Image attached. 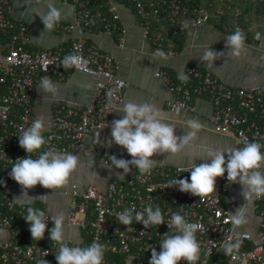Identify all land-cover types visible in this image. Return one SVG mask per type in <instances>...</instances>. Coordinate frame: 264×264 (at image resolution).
I'll list each match as a JSON object with an SVG mask.
<instances>
[{
	"label": "built area",
	"instance_id": "obj_1",
	"mask_svg": "<svg viewBox=\"0 0 264 264\" xmlns=\"http://www.w3.org/2000/svg\"><path fill=\"white\" fill-rule=\"evenodd\" d=\"M63 1L77 7L75 19L69 23L60 21L54 26L55 31L71 37L74 29L89 31L99 29L97 27L101 25V29L112 33L121 27V0H109V11L95 9L98 0ZM132 1L147 37L151 34L152 18L160 19L155 6L162 8L163 12H169L171 6V22L179 24L184 31L209 24V12L203 7H192L186 0H161L157 4L154 0ZM12 11V0H0V228L10 233L8 239H0V264H38L45 259L49 264H57L55 254L59 244L51 241L50 231L45 232L43 239L33 240L30 225L23 218L29 206L17 204L5 194L11 178L12 161L28 156L19 146L18 136L21 128L27 129L37 119L33 102L38 80L43 75H54L62 80L73 71L95 78L90 102L86 106L63 104L51 117L47 133L43 134L47 141L43 150L67 153L84 151L86 139L94 127L105 123L122 101L128 82L118 75L114 54L102 50L95 43L88 44L84 37H72L68 43L54 48L30 50L27 47L29 25L22 19H15ZM190 11L192 14L188 20L177 16L178 13L186 16ZM227 28L242 30L238 25ZM165 42L164 37L152 41L156 45V53L159 56L175 55L174 42ZM120 46H123L122 40ZM69 54H77L87 63L79 69L75 66L65 68L62 62ZM155 75L170 86L172 98L168 106L171 110L188 109L196 95H205L215 109L216 132L234 136L242 147L245 141L264 145V86L233 87L221 81L211 70L201 67H189V80L178 83L166 71L156 70ZM117 87L119 91L110 102L108 93ZM93 153L102 164L110 165L111 155L132 159L103 148H96ZM190 168L157 163L150 173L143 175L135 167L127 174L114 168L124 178L119 175L110 179L106 188L90 185L82 190L74 183L66 193L70 202L64 225L78 227L84 236L80 241H66L70 246L84 247L93 241L105 245L103 264H149L150 249L155 247L160 252L159 239L172 230L167 222L172 214L178 213L186 221L201 225V230L196 233L200 245V259L196 264H264V198H253L254 209L261 219L257 233L234 232L229 212L222 202L232 183L227 180V173L217 178L216 191L200 201L199 197L181 192L171 183L185 178L191 182ZM149 204L153 208L157 205L161 208L166 223L145 228L133 220L130 227L135 231H127L128 226L118 222L117 213L132 207L143 212ZM44 211L50 230L54 215ZM229 236L232 243L240 242V248L227 256L224 244ZM247 243L252 247H245ZM116 256H121V259ZM181 264L187 262L181 261Z\"/></svg>",
	"mask_w": 264,
	"mask_h": 264
},
{
	"label": "crops",
	"instance_id": "obj_2",
	"mask_svg": "<svg viewBox=\"0 0 264 264\" xmlns=\"http://www.w3.org/2000/svg\"><path fill=\"white\" fill-rule=\"evenodd\" d=\"M51 2L54 7L61 11V22L69 23L75 19L77 7L73 4L65 3L63 0H12V15L15 19H22L29 25V43L27 47L32 51L44 48H54L60 44L68 43L72 37H84L88 44L95 43L102 50L114 54L118 64V75L128 82L122 101L118 108L123 107V103L133 102L136 104L151 103L162 113L164 122L173 125L175 135L182 137L185 135L186 122L188 119H197L202 127L198 137L194 141L192 148H186L176 156L168 154L155 155L152 159L157 163L170 167H187L194 162L196 165L211 163L208 159L210 151L229 148H242V144L232 135L221 134L214 129V106L205 95H196L190 108L171 110L168 102L172 98L170 86L155 75L156 70L166 71L173 78L174 82L189 80L188 68L201 67L214 72L218 78L226 84L249 88L253 86H264V34L259 35L257 31L250 35V40L245 38L244 51L239 58H232L226 47V37L233 34L227 30V26L217 28L209 23L196 30H190L181 50L175 55L159 56L156 53V45L152 43L158 37L167 39L166 33L169 29L166 22H161L154 17L150 27L151 34L147 37L141 18L135 10L129 7H122L120 29L121 32L115 37V33L106 29L99 30H78L74 29L72 36L55 31H47L39 14L48 11L47 4ZM121 34V36H120ZM123 46H120V42ZM210 48L214 52H222L214 61L212 67L207 68V62L201 59L203 52ZM48 77L52 84V89L45 92L40 83L42 78ZM186 78V79H185ZM95 78L81 72H70L65 79H58L54 75H43L39 78L36 89V98L33 102L34 113L37 118H43L47 133L49 123L53 114L60 109L63 104L72 106H86L92 97ZM124 113L114 110L110 118L103 124L94 127L85 142L84 151L70 152L78 155L81 167L72 175L69 182L60 189H45L41 185L28 191V195L34 198L31 201L27 196H23L21 186L12 178L7 185L5 194L12 198L17 204L44 209L56 216L64 214V221L68 216L70 196L66 195L72 185L77 183L80 189H86L90 185H95L100 189L106 188L110 179L119 177L121 172L103 166L93 151L96 148H103L115 153L130 156L127 150L112 142L111 126L114 120L121 119ZM100 133L99 135L96 133ZM100 139V142H99ZM203 157L204 159H200ZM206 159V160H205ZM223 205L229 213H234L239 207L246 209V217L249 221L241 226L237 232L247 235H255L259 229L260 217L254 209L253 198L246 201L242 195V185L231 183L225 197L222 199ZM64 235L66 240L80 241L83 238L81 229L65 224ZM168 235L178 233L173 230L166 232ZM164 233L159 243L163 239ZM10 233L6 229L0 228V239H8ZM160 244V251H161Z\"/></svg>",
	"mask_w": 264,
	"mask_h": 264
},
{
	"label": "clouds",
	"instance_id": "obj_3",
	"mask_svg": "<svg viewBox=\"0 0 264 264\" xmlns=\"http://www.w3.org/2000/svg\"><path fill=\"white\" fill-rule=\"evenodd\" d=\"M47 8L48 11L39 16L46 30L49 31L61 21V11L51 2L47 4ZM231 30L235 32L226 37L227 54L232 58H239L244 51L245 36L239 28ZM221 54L224 53L214 52L208 48L203 52L201 59L207 62V68H209L214 65V61ZM86 63L87 61L82 60L81 56L69 54L64 58L62 65L65 68L75 66L79 69L82 64ZM40 87L48 92L53 86L50 79L44 77ZM118 91V87L109 91L110 102ZM117 106L116 111L124 115L112 123L109 146L114 142L123 147L132 159L125 160L111 155L109 156L110 165L104 164L103 166L110 169H122L124 174L129 173L132 167L138 169L141 175L150 173L157 162L152 159L153 156L163 154L176 156L186 148H192L202 127L197 119H188L184 129L186 134L178 137L175 135L176 128L164 122L162 113L153 104L127 102L123 103L121 108ZM45 130V122L40 117L35 119L27 129H20L19 146L28 153V156L12 161L13 166L9 174L21 186L22 197L27 196L31 201L28 204L34 201V198L28 195L30 189L37 185L51 190L63 188L81 167L78 155L52 149L43 150L47 143L43 135ZM96 133L100 137V133ZM262 148L264 145L259 142L245 141L242 148L210 151L208 159H211V163L196 165L194 162L191 165L189 171L191 182L185 178L174 180L171 183L178 186L181 192L190 193L203 201L208 194L216 191L217 178L224 177L227 173L228 181L242 185V195L246 201L253 197L264 198V151ZM34 155L36 158H33ZM200 159L204 158L200 157ZM120 178H124V175H120ZM26 211L27 214L23 218L30 225L29 231L33 240L43 239L45 232L50 231L51 241L59 244L58 252L55 254L57 264H103L105 245L96 241L84 247L69 245L64 235L63 213L52 217L53 226L49 230L44 210L29 206ZM229 215L234 232L248 223L244 205ZM116 218L120 224L128 226L127 231H135L130 227L133 220L143 224L145 228L166 223L161 208L158 205L153 208L151 204L147 205L143 212H137L134 207L125 209L117 213ZM167 224L178 234L168 235L166 233L160 242L162 249L160 252H157L155 247L150 249L149 264H181V261L196 264L200 259V245L196 233L201 230V225L186 221L185 217L178 213L172 214ZM231 241L232 237L229 236L228 242L224 244V252L227 256L240 248L239 241L235 243ZM38 264H49V262L45 259L39 261Z\"/></svg>",
	"mask_w": 264,
	"mask_h": 264
},
{
	"label": "trees",
	"instance_id": "obj_4",
	"mask_svg": "<svg viewBox=\"0 0 264 264\" xmlns=\"http://www.w3.org/2000/svg\"><path fill=\"white\" fill-rule=\"evenodd\" d=\"M109 0H98V4L95 9L101 8L104 11H109L110 4ZM157 4L161 0H154ZM191 4L192 7H203L209 14V23L216 26L217 28H223L225 25H238L247 40H250V35L253 36L255 31L259 35L264 34V0H186ZM121 5L124 7H129L134 10L132 0H121ZM159 12V20L161 22H166L169 31L166 33V42H174L175 49L177 51L181 50L186 39L189 36V29L182 30L179 24L172 23L170 20V7L169 12H163L162 8L155 6ZM190 11L186 16H182L180 13L177 14L180 19L188 20ZM173 15V14H172ZM161 16V17H160ZM176 16V14H175ZM153 21V18H152ZM103 23V22H101ZM101 30V25L97 27ZM99 29H92L99 30ZM230 31V29L227 28ZM121 32V29L115 30V37ZM235 32V31H231ZM165 42V43H166ZM36 208V207H34ZM39 209V208H37ZM245 247H252L250 243H247ZM116 258L121 259V256H116Z\"/></svg>",
	"mask_w": 264,
	"mask_h": 264
},
{
	"label": "rangeland",
	"instance_id": "obj_5",
	"mask_svg": "<svg viewBox=\"0 0 264 264\" xmlns=\"http://www.w3.org/2000/svg\"><path fill=\"white\" fill-rule=\"evenodd\" d=\"M253 198H254V197H253ZM249 217H250V216L247 217V220H248V221H249Z\"/></svg>",
	"mask_w": 264,
	"mask_h": 264
}]
</instances>
